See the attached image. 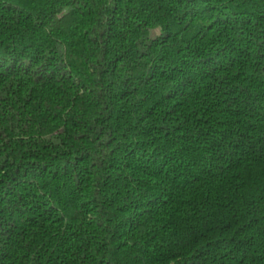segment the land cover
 <instances>
[{"label":"trees","instance_id":"1","mask_svg":"<svg viewBox=\"0 0 264 264\" xmlns=\"http://www.w3.org/2000/svg\"><path fill=\"white\" fill-rule=\"evenodd\" d=\"M0 264H264V0H0Z\"/></svg>","mask_w":264,"mask_h":264}]
</instances>
